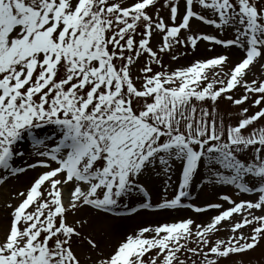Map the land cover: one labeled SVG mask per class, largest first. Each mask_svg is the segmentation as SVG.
<instances>
[{"label": "snow or ice", "instance_id": "snow-or-ice-1", "mask_svg": "<svg viewBox=\"0 0 264 264\" xmlns=\"http://www.w3.org/2000/svg\"><path fill=\"white\" fill-rule=\"evenodd\" d=\"M201 42L225 51L181 64ZM254 65L264 0H0V186L43 169L7 204L0 264H246L264 244ZM198 176L254 198L187 203ZM141 210L216 214L141 222L107 249L95 239L96 225Z\"/></svg>", "mask_w": 264, "mask_h": 264}, {"label": "rangeland", "instance_id": "rangeland-1", "mask_svg": "<svg viewBox=\"0 0 264 264\" xmlns=\"http://www.w3.org/2000/svg\"><path fill=\"white\" fill-rule=\"evenodd\" d=\"M161 3H166V0H161ZM158 10H160V14L163 16L167 15V9H160L159 5L157 6ZM201 31L204 33H213L214 29L209 26H204L200 25ZM158 39V38H157ZM153 45H156V40L153 41ZM209 45H207L204 42H201L198 46V50L195 52H192L191 50L188 51V54L186 56H182L180 63L181 64H188L189 62L195 60V59H203V58H208V57H213L217 55V53L224 52L225 50L221 48L220 46H216L214 51H208ZM177 55H180L179 52L176 53ZM232 60L235 62L237 59V53L235 52V49H233L232 52ZM163 61L165 66L172 64L173 67H175V62L171 61L170 55H165L163 56ZM249 80L252 79H264V66L261 65H254L251 67V72L249 76L247 77ZM243 89L238 88L237 90H234L233 95L236 97H239L243 94ZM220 107L221 110H227L230 113H233V111L237 108L235 106H231L229 102L222 100L220 102ZM32 162V161H30ZM179 173H176L173 176V180L175 182H178ZM154 186L156 189H160L162 184H163V179L162 178H154ZM13 184V183H12ZM203 184V187L201 185ZM27 185H23L22 187L20 186L19 189H25ZM192 198L190 200L194 201L198 206L199 205H204L207 202H216L217 201V193H230V195L235 199V200H240L242 197H245L247 200L248 198L244 196L245 194H236V190L234 187H217L213 189L210 186L204 187V181L201 179V177H197L196 180L193 183L192 186ZM16 191L17 189H14L11 184H4L0 188V228H2L1 221L7 217L8 218V213L11 212V209L7 207V204H16L19 203V200H17L16 197ZM158 198V197H157ZM253 199V198H251ZM135 204L136 201H133ZM227 206V205H226ZM187 213L182 214L180 211L179 212H156V211H151V210H141L139 215H134L129 219H133L135 227L136 225L140 224L141 222L145 223H154V222H165V221H173L177 220L179 218L191 216L194 220L197 222L201 221H207L210 216L215 215L213 212L215 210H209L208 213L206 214H196L192 213L193 211L186 210ZM84 214V213H81ZM259 214V213H257ZM6 218V219H7ZM69 218L71 219V213H69ZM117 219H122V218H115L112 219L108 225L114 224V223H119ZM125 219V218H124ZM238 219V217H237ZM133 227H130L129 229L123 230L121 235H117L116 233H113V231H110L109 228L107 229L103 225H96L95 226V239L101 242V245L104 249H107L110 245L115 244L119 241L121 236L126 233L131 231ZM107 232V235L105 234ZM226 232H221L220 235H226ZM85 249H87V245H85ZM250 260V259H249ZM227 262V261H226ZM225 261H223V264Z\"/></svg>", "mask_w": 264, "mask_h": 264}, {"label": "bare ground", "instance_id": "bare-ground-1", "mask_svg": "<svg viewBox=\"0 0 264 264\" xmlns=\"http://www.w3.org/2000/svg\"><path fill=\"white\" fill-rule=\"evenodd\" d=\"M25 147H27V146L25 145ZM35 174H36L35 172L30 171L27 173V176H22V178L19 180H16V181L11 180V182L13 184H11V183L10 184L12 186H14V188L17 189V191H20L21 188L19 189V187L20 186L22 187L21 183L27 182V184H28L32 180V178L34 177ZM6 218L7 217H5L1 221L2 227L5 225V223L7 221ZM117 221H119V223H114V224L112 223V224L108 225L109 230L113 231V233H116V236L121 235L123 230L129 229L130 227H133V225H134L133 219H129V218L117 219Z\"/></svg>", "mask_w": 264, "mask_h": 264}]
</instances>
